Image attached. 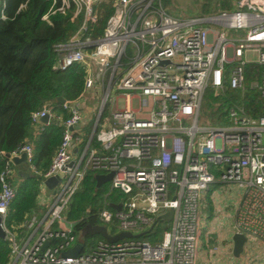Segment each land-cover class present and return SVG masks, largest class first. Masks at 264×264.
<instances>
[{
	"label": "built area",
	"instance_id": "1",
	"mask_svg": "<svg viewBox=\"0 0 264 264\" xmlns=\"http://www.w3.org/2000/svg\"><path fill=\"white\" fill-rule=\"evenodd\" d=\"M51 1L44 20L55 12L70 11L71 19L82 15L76 32L53 45V69L81 64L86 73L83 92L100 81L103 94L97 125L85 144L82 94L60 103L69 113L66 118L50 103L32 112L37 131L54 122L62 126V136L45 171L33 164L29 143L8 156L10 162L25 153L27 169L41 179L37 205L43 211L29 218L30 232L22 242L5 225L15 196L10 163L0 172V223L10 248L7 264H195L201 201L216 182L239 192L234 233L264 245V0H237L232 11L199 17L174 16L162 0ZM4 3L0 0L1 18ZM102 3H111L113 11L103 34L93 39L89 28ZM247 63L263 67L261 79L249 83L259 93L263 114H250L233 103L226 108L227 124L200 125L205 92L244 90ZM93 137L99 148L90 147ZM87 170L112 172L109 189L125 197L104 199L96 222L85 226L99 238L89 250L64 256L79 242L74 226L88 215L82 213L77 220L66 216ZM52 176L58 181L47 194L44 180ZM168 212L171 216L165 219ZM159 219L169 222L161 239L153 244L139 239ZM123 233L129 235L113 239Z\"/></svg>",
	"mask_w": 264,
	"mask_h": 264
},
{
	"label": "trees",
	"instance_id": "2",
	"mask_svg": "<svg viewBox=\"0 0 264 264\" xmlns=\"http://www.w3.org/2000/svg\"><path fill=\"white\" fill-rule=\"evenodd\" d=\"M162 1L166 5L169 0ZM4 2L5 17L1 18L0 13V172L9 162L7 155L25 143L33 147L35 167L39 171H45L60 143L62 126L53 122L37 131L31 122V114L45 103H50L55 113H61L66 118L69 113L62 109L59 100L62 98L73 101L83 93L86 74L83 65L72 64L64 70L53 69L57 59L53 45L67 41L76 32L82 15L71 19L70 11L65 14L55 12L48 15V20H44L42 16L49 11L51 0ZM112 11L111 3L100 5L97 21L89 28L88 35L91 38L96 39L103 34ZM262 69L256 63H247L244 66V90L226 87L223 93L212 95L215 103L213 125L228 123L226 108L233 103L243 106L250 114H263L258 91L249 87L250 81L261 79ZM107 112L105 107L102 117ZM93 125L94 118L85 126L84 144L89 139ZM90 147L99 148L95 137L91 139ZM9 163L13 168L15 162ZM25 171L28 175H16L15 183L10 179L15 196L5 216L6 227L17 234L18 240H23L30 232L23 224L38 209L37 195L41 184L38 175L27 168ZM96 174L92 170L85 172L66 209V216L70 220H77L79 215L88 212L87 217L78 222L73 230L79 235L78 241L83 245V251L89 250L97 239L98 235L87 232L85 226L96 222L95 214L104 206V199L114 202L125 197L118 190H110L109 182L97 187ZM108 191L110 193L105 197ZM168 227V221L159 219L139 239L152 244L158 242ZM9 254L8 242L0 238V264H7Z\"/></svg>",
	"mask_w": 264,
	"mask_h": 264
},
{
	"label": "crops",
	"instance_id": "3",
	"mask_svg": "<svg viewBox=\"0 0 264 264\" xmlns=\"http://www.w3.org/2000/svg\"><path fill=\"white\" fill-rule=\"evenodd\" d=\"M236 1L237 0H228L224 4L225 6L222 11H232L236 6ZM79 105H84L82 96L79 99ZM93 108H88L90 110H87L84 106L81 109V128L83 133L86 124L93 118L91 115ZM26 168L27 166L22 160L15 162L12 171H14V173L16 172V175L21 174L24 176L23 173L26 172ZM239 197V192L233 187L222 185L217 182L210 185L209 190L205 193L201 201L200 238L195 264H234V259L232 257V237L234 234L233 217ZM37 207V211L28 216L23 224L27 229L29 218L33 214L40 215L43 211L42 207L38 205ZM28 230L30 231V229ZM20 242H22V240H20ZM261 244L260 246L263 245ZM214 246L217 247L215 250L212 249Z\"/></svg>",
	"mask_w": 264,
	"mask_h": 264
},
{
	"label": "rangeland",
	"instance_id": "4",
	"mask_svg": "<svg viewBox=\"0 0 264 264\" xmlns=\"http://www.w3.org/2000/svg\"><path fill=\"white\" fill-rule=\"evenodd\" d=\"M228 0H169L165 5L168 12L174 16H214L220 13L224 9V4ZM235 31H231L230 34H234ZM236 34H240L236 32ZM97 67H95L96 71ZM210 90V93L208 92ZM207 90L204 94L201 111H200V125L202 126H211L214 124L213 116L215 103H213L214 93L211 89ZM103 94V86L101 82L98 81L91 90L84 91L82 93V99L84 101V105H80L81 109L85 106V109L92 110V117L96 118L100 101ZM114 94V91H111V95ZM99 104V105H98ZM90 108V109H88ZM110 109V105L106 107L108 111ZM86 110V111H87ZM10 179L13 183L16 182L17 176L16 172H12ZM97 239L99 236H96ZM95 239L93 243L97 240ZM92 242V241H91ZM92 243V244H93ZM260 242L256 240H250L249 238L244 243V251L239 256L232 257L234 259V264H264V245L260 246ZM242 259V261H241Z\"/></svg>",
	"mask_w": 264,
	"mask_h": 264
},
{
	"label": "water",
	"instance_id": "5",
	"mask_svg": "<svg viewBox=\"0 0 264 264\" xmlns=\"http://www.w3.org/2000/svg\"><path fill=\"white\" fill-rule=\"evenodd\" d=\"M60 103L63 101V99L61 98ZM42 121H46L47 117H43L41 119ZM97 125V119L94 122V127ZM93 127V128H94ZM9 155H7L8 157ZM25 159V153L21 154V157H13L12 160L14 162H18V161H22ZM24 176H27L28 173L24 172L23 173ZM96 186L100 187L102 184L106 183L109 181V179L112 177V172H109L107 174H96ZM58 178L55 176L52 177H48L47 179L44 180V184H45V189H46V193L50 194L52 191L53 186L57 183ZM114 209L119 210L120 209V204H113L112 205ZM171 216V213L168 212L166 215H164L165 219H169ZM5 231L3 230L1 223H0V238L1 239H5ZM129 234H120L117 237L113 238V239H117V238H122L125 236H128ZM232 241H233V248H232V254L234 256H239L243 251H244V243L246 241V237L241 234V233H234L233 237H232ZM82 244L80 242H77L73 245V247H71L70 249H67L66 251H64L62 253V255L64 256H75L78 253H80L82 251Z\"/></svg>",
	"mask_w": 264,
	"mask_h": 264
}]
</instances>
